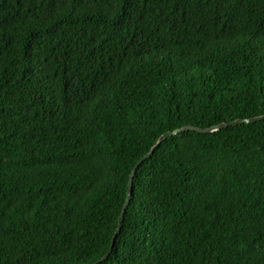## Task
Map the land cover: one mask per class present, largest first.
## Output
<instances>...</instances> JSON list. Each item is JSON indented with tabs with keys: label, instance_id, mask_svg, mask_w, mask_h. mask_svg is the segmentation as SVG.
<instances>
[{
	"label": "trees",
	"instance_id": "obj_1",
	"mask_svg": "<svg viewBox=\"0 0 264 264\" xmlns=\"http://www.w3.org/2000/svg\"><path fill=\"white\" fill-rule=\"evenodd\" d=\"M264 114V0H0V264L108 250L166 131ZM98 264H264V119L167 137Z\"/></svg>",
	"mask_w": 264,
	"mask_h": 264
},
{
	"label": "water",
	"instance_id": "obj_2",
	"mask_svg": "<svg viewBox=\"0 0 264 264\" xmlns=\"http://www.w3.org/2000/svg\"><path fill=\"white\" fill-rule=\"evenodd\" d=\"M261 119H264V114L251 116V117H248V118H237V119L230 120V121H222V122H220L218 124H214V125H211L209 127H198V126H194L192 124H186V125H184V126H182L180 128H177V129H175L173 131H166V132L162 133L157 138V140L154 142V144L149 148V150L137 160L136 164L133 166V168H132V170H131V172L129 174L128 184H127V189H126V198H125V200L123 202L122 208L120 210V214H119V216L117 218L116 229H115V231H114V233L112 235L111 243H110V246H109L108 250L99 259H97L95 261H92L89 264H98V263L102 262L104 259H106L107 256L109 255V253L111 251V248H112V245L114 243L115 237L118 234V232L120 231V228L122 226L123 216H124V213H125L126 208L128 206V203H129V200H130V196H131V193H132V181H133L134 174H135L138 166L146 158H148L153 153L154 149L163 140H165L169 136L178 134L179 132H182V131L194 130V131L201 132V133H209V132H213V131L225 128V127L230 126V125H238V124H242V123H245V122L246 123H250V122H255V121H258V120H261Z\"/></svg>",
	"mask_w": 264,
	"mask_h": 264
}]
</instances>
